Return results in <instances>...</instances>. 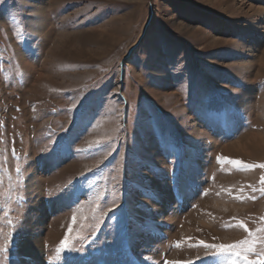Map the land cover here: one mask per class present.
<instances>
[{
	"label": "rangeland",
	"instance_id": "rangeland-1",
	"mask_svg": "<svg viewBox=\"0 0 264 264\" xmlns=\"http://www.w3.org/2000/svg\"><path fill=\"white\" fill-rule=\"evenodd\" d=\"M253 135L264 0H0V264H264Z\"/></svg>",
	"mask_w": 264,
	"mask_h": 264
},
{
	"label": "bare ground",
	"instance_id": "bare-ground-1",
	"mask_svg": "<svg viewBox=\"0 0 264 264\" xmlns=\"http://www.w3.org/2000/svg\"><path fill=\"white\" fill-rule=\"evenodd\" d=\"M249 140H244L245 143L241 145V142L239 143H232L231 145H234V149L236 147V149L238 151H242L244 153H250V151H248L249 147H251L253 150H258V151H262L264 152V136L261 135H253L252 137L248 138ZM34 225H31L30 223L26 224V227H28V230L26 231L25 234H27V236L24 237V239H22V241L20 242L21 245V252L23 254H26L28 256H32V258L35 261V264H39V262L42 260V253L41 251V246L42 243L40 240H38V238L34 237Z\"/></svg>",
	"mask_w": 264,
	"mask_h": 264
}]
</instances>
